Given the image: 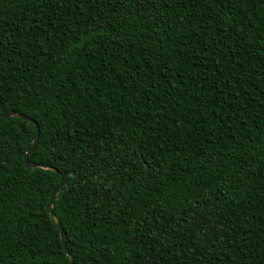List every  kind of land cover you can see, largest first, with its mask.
<instances>
[{
  "label": "trees",
  "instance_id": "obj_1",
  "mask_svg": "<svg viewBox=\"0 0 264 264\" xmlns=\"http://www.w3.org/2000/svg\"><path fill=\"white\" fill-rule=\"evenodd\" d=\"M66 175L74 264H264V0H0V117ZM0 122V264H70Z\"/></svg>",
  "mask_w": 264,
  "mask_h": 264
},
{
  "label": "water",
  "instance_id": "obj_2",
  "mask_svg": "<svg viewBox=\"0 0 264 264\" xmlns=\"http://www.w3.org/2000/svg\"><path fill=\"white\" fill-rule=\"evenodd\" d=\"M9 116H16V117H19V118H22V119H25L31 123L34 124L35 126V133L33 135V140L31 141V143L28 144L26 150L23 152V161H24V165L26 167H42V168H48V169H52L53 171H55L56 173H58L60 175V181L58 182V184L53 188L51 194H50V197H49V212H50V215L53 217V219L55 220V222L57 223L58 225V228H59V233H60V238H61V242H62V245H63V248L66 252V254L68 255L69 257V260H70V264H74L73 262V258L71 256V254L69 253V250L66 246V243H65V233H64V229L62 227V224H61V221L59 219V217L57 215H55V213L53 212V209H52V204H53V201H54V198L56 196V193L58 191V189L62 186H64L65 182H66V175L64 172H60L58 171L56 168H52L50 166H47V165H43V164H36V163H33L31 162L29 159H28V154L29 152L31 151V149L34 147L37 139H38V135H39V128H38V125L36 123V121H34L33 119L21 114V113H18V112H15L13 110H10L8 111L6 114H4L3 116L0 117V122L3 121L5 118L9 117ZM38 264H51V263H38Z\"/></svg>",
  "mask_w": 264,
  "mask_h": 264
}]
</instances>
